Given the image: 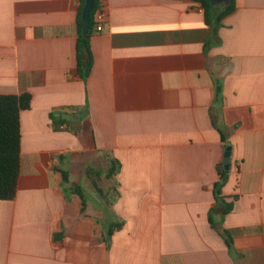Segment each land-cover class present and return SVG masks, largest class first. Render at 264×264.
Instances as JSON below:
<instances>
[{
	"label": "crops",
	"instance_id": "0c3cea01",
	"mask_svg": "<svg viewBox=\"0 0 264 264\" xmlns=\"http://www.w3.org/2000/svg\"><path fill=\"white\" fill-rule=\"evenodd\" d=\"M79 6L0 0V95H31L0 264H264V0H103L86 78Z\"/></svg>",
	"mask_w": 264,
	"mask_h": 264
},
{
	"label": "trees",
	"instance_id": "16d2710c",
	"mask_svg": "<svg viewBox=\"0 0 264 264\" xmlns=\"http://www.w3.org/2000/svg\"><path fill=\"white\" fill-rule=\"evenodd\" d=\"M200 4L203 8L206 21L212 19L219 21L223 16L228 15L234 8V0H229L225 9L219 14L215 13V4L209 0H192ZM103 0H94L93 6L89 12V19L84 22L82 13L86 4L85 0H80L78 9V70L81 77L86 78L91 70L92 55L90 52V37L95 29V15ZM31 105V95H0V200H13L17 193V184L21 168V112L28 110ZM119 169V164L115 160L110 161L109 177H112ZM63 182H68L67 172L60 171ZM89 172V170H88ZM97 173V172H96ZM97 175V174H96ZM220 180L215 187L216 196L219 194V188L227 177L224 167L219 171ZM96 187V184H94ZM78 194L82 197L80 189L76 188ZM85 203L83 199V204ZM231 209L226 206V211ZM122 226L121 223L111 225L105 239L109 242L112 233Z\"/></svg>",
	"mask_w": 264,
	"mask_h": 264
},
{
	"label": "water",
	"instance_id": "95a60500",
	"mask_svg": "<svg viewBox=\"0 0 264 264\" xmlns=\"http://www.w3.org/2000/svg\"><path fill=\"white\" fill-rule=\"evenodd\" d=\"M86 1V4L84 6V9H83V13H82V19L84 22H87L88 19H89V12L93 6V2L94 0H85ZM212 4H216L218 2V0H209ZM229 159H230V149L227 148L226 152H225V157H224V160H223V163H224V168L226 171H228L229 169Z\"/></svg>",
	"mask_w": 264,
	"mask_h": 264
},
{
	"label": "built area",
	"instance_id": "2783aa9c",
	"mask_svg": "<svg viewBox=\"0 0 264 264\" xmlns=\"http://www.w3.org/2000/svg\"><path fill=\"white\" fill-rule=\"evenodd\" d=\"M104 19H105V13L102 8V4H100L99 9L96 12L95 15V29L97 32H101L104 29Z\"/></svg>",
	"mask_w": 264,
	"mask_h": 264
},
{
	"label": "rangeland",
	"instance_id": "374dc122",
	"mask_svg": "<svg viewBox=\"0 0 264 264\" xmlns=\"http://www.w3.org/2000/svg\"><path fill=\"white\" fill-rule=\"evenodd\" d=\"M220 1H221V0H218V2H217L216 4H217L218 8L221 9V8H222V5H221Z\"/></svg>",
	"mask_w": 264,
	"mask_h": 264
}]
</instances>
